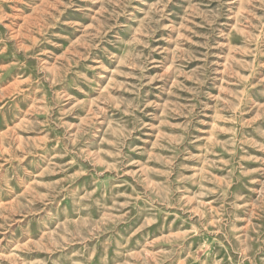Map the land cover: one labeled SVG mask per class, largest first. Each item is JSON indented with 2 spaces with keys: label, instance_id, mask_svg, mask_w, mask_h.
I'll return each instance as SVG.
<instances>
[{
  "label": "rangeland",
  "instance_id": "obj_1",
  "mask_svg": "<svg viewBox=\"0 0 264 264\" xmlns=\"http://www.w3.org/2000/svg\"><path fill=\"white\" fill-rule=\"evenodd\" d=\"M0 264H264V0H0Z\"/></svg>",
  "mask_w": 264,
  "mask_h": 264
}]
</instances>
